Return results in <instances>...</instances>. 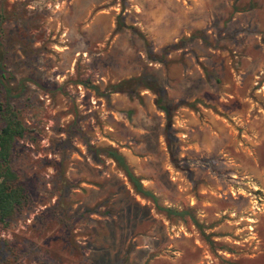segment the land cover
<instances>
[{
    "label": "rangeland",
    "instance_id": "374dc122",
    "mask_svg": "<svg viewBox=\"0 0 264 264\" xmlns=\"http://www.w3.org/2000/svg\"><path fill=\"white\" fill-rule=\"evenodd\" d=\"M0 15V109L25 129L0 264H264V0H0Z\"/></svg>",
    "mask_w": 264,
    "mask_h": 264
},
{
    "label": "trees",
    "instance_id": "16d2710c",
    "mask_svg": "<svg viewBox=\"0 0 264 264\" xmlns=\"http://www.w3.org/2000/svg\"><path fill=\"white\" fill-rule=\"evenodd\" d=\"M143 87L146 90H149L156 97L154 105L164 114L165 144L168 154L170 158H172L169 142L166 137L171 118L169 111L166 107L161 105L159 89L155 84L152 85L149 81H146V84L143 85ZM110 88L111 92H119L116 85H113ZM0 113L4 120V125L0 128V223L4 224L6 223V220L20 208L23 202L21 188L17 184L16 175L10 169L9 157L11 143L15 138L22 137L25 129L22 123L18 120L16 112L8 104H4L2 106ZM99 152H101L105 158L114 163L116 169L121 172L123 177L126 179L130 190L135 195H138L141 198H149L154 202V196L142 187L140 179L132 173L130 167L125 161V158L116 149L106 147L99 150ZM156 208L157 210H160L159 207ZM170 211V209L166 210V212Z\"/></svg>",
    "mask_w": 264,
    "mask_h": 264
}]
</instances>
